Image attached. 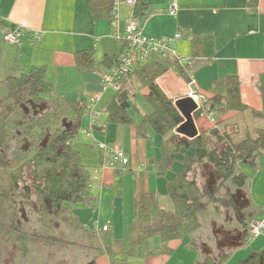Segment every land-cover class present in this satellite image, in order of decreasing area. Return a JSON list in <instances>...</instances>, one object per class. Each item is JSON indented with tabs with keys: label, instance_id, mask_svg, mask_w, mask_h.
<instances>
[{
	"label": "trees",
	"instance_id": "1",
	"mask_svg": "<svg viewBox=\"0 0 264 264\" xmlns=\"http://www.w3.org/2000/svg\"><path fill=\"white\" fill-rule=\"evenodd\" d=\"M88 7L93 18L108 21L112 31L114 0H88ZM149 10L147 0H135L131 20L140 21L149 15ZM3 29L1 26V31ZM180 33L184 37L185 33ZM186 35L191 37L189 58L150 53L122 77L118 90L101 110L105 115L103 124H133L136 137H146V127H149L161 138L160 156L154 160L159 174L165 176L174 161L181 166L165 180L169 208L158 202L156 191L139 193L121 251L113 249L108 229L87 232L90 237L97 238L109 264L130 263L136 258L139 247L155 237L159 245L146 255L167 254L170 252V241L184 238L191 247H195L192 235L203 226V216L208 212L215 194L227 185L242 188L248 184V175L243 168L256 169L260 157L264 155V128L254 127L251 123L254 119L264 120V111L254 110L242 103L238 78L234 75H225L212 82V85L224 90L223 94L201 93L205 100L193 117L195 120L203 113L208 115L214 121L210 127L199 131L192 139L173 131L180 124L181 116L172 100L156 83L157 77L171 69L190 83V61L198 57L208 60L214 56L210 33ZM123 43L118 54H105L99 62L94 61L92 50L78 51L74 56L75 65L80 71L95 70L100 65L108 71L117 66L126 46ZM126 78L137 83L139 89H146L143 100L149 112L142 116L139 123H134L129 115L130 101L135 94L126 86ZM7 83L18 96V103L11 109L0 110V206L3 200L13 201L14 196L34 199L39 225L52 228L54 221L59 220L71 230H84L83 223L73 211L75 204L89 202V185L92 182V175L76 148L84 107L54 93L53 84L45 78L44 66H31L25 71L11 73ZM26 101H30L31 106L45 105L43 113L33 115L28 107L23 110L20 104ZM65 107L72 112V119L66 114L68 111H63ZM229 112L236 114L234 122L223 118ZM61 113L65 114L67 122L57 121ZM239 118L249 124L242 126ZM103 124L94 123L91 128L100 132ZM202 164H207L214 176L215 187L211 192L197 181V168ZM18 235L22 236L21 233ZM50 239L64 242L56 236ZM227 258L228 254L222 253L217 258L206 256L196 259L193 264H224ZM84 264H95L94 257ZM234 264H264V251L253 250Z\"/></svg>",
	"mask_w": 264,
	"mask_h": 264
},
{
	"label": "crops",
	"instance_id": "2",
	"mask_svg": "<svg viewBox=\"0 0 264 264\" xmlns=\"http://www.w3.org/2000/svg\"><path fill=\"white\" fill-rule=\"evenodd\" d=\"M147 1L149 15L136 22L138 27L144 35L156 40L184 32V37H180L174 44L175 56L183 59L191 56V37L186 34L212 35L214 56L208 60L194 58L189 63L195 91L221 95L224 90L212 85V82L225 75H234L238 78L242 103L254 110L264 111V0H177V10L173 16L165 13L168 0ZM131 10L132 5L123 2L114 5L113 29L110 31L108 21L93 18L88 0H0V20L4 27L2 31L0 29V38L5 30L13 27L39 33L37 42L25 40L20 45H13L16 54L13 57L14 67L10 71L16 73L31 66H44L45 78L53 84L54 93L84 107L91 96L101 91L100 77L106 68L100 65L95 70L80 71L74 62L75 53L92 50L96 62L101 61L105 54H118L124 45L123 30L132 19ZM156 83L172 102L188 95L190 91L188 83L171 69L157 77ZM125 84L135 94L130 101L132 107L129 115L134 123H139L149 110L145 111L143 106L138 105L136 98L140 95L144 102L146 89H139L131 78H126ZM113 93L110 89L100 93V110ZM68 117L73 118L71 111ZM210 118L203 113L194 120L198 132L212 125ZM104 119L105 115L102 113L98 123L103 124ZM81 123L77 144L80 145L79 138L85 136L82 147H91L97 155L82 153L83 149L80 150L76 144L93 179L89 185V202L75 204L73 211L84 225V230H80L82 235L89 230L98 231L102 226H107L109 241L113 249L119 252L139 193L156 191L159 177H165L158 173L154 162L160 156L161 138L149 127H146V137H136L133 124L104 123L101 131H96L97 138L90 143L85 138L91 139L92 132L94 134L95 131L89 128V116L86 112L83 113ZM251 123L254 127L264 128L262 119H254ZM97 139L122 147L129 158V167L123 170L109 166L107 158L95 149L93 143ZM135 166H140V170L132 171ZM243 170L249 179L250 210L253 206L258 210L255 209V212L242 221L244 231L234 229L231 232L233 240L241 239L237 250L221 244L218 249L211 250L204 256L217 258L220 254L227 253L228 258L224 264H234L253 250L264 251V233L256 238H251L247 233V223L261 216L264 211V155L260 157L256 169ZM197 181L200 184L198 179ZM212 184L215 185L214 179ZM84 238L86 239L85 236ZM90 238L92 241L88 243L79 239L68 242L67 238H62L64 242L60 243L64 251L68 252V256H73L67 264H80L82 255L90 259L94 257L95 264H109L106 255L99 248L97 238ZM153 239L142 244L136 258L127 264H193L196 259L202 258L196 245L191 247L185 238L170 241V252L167 254L146 255L159 245L158 238L156 242H151ZM226 241H229L227 236ZM74 249L78 253L74 254ZM61 259L54 258V264H65Z\"/></svg>",
	"mask_w": 264,
	"mask_h": 264
},
{
	"label": "rangeland",
	"instance_id": "3",
	"mask_svg": "<svg viewBox=\"0 0 264 264\" xmlns=\"http://www.w3.org/2000/svg\"><path fill=\"white\" fill-rule=\"evenodd\" d=\"M15 50L16 48L13 45L4 42L3 39L0 38V110L2 111L11 109L16 103H18V96L12 91L7 83L8 76L12 73L10 70L14 67L13 57L16 54ZM188 85H190V83H188ZM136 99L138 105L141 107L143 106L145 111L149 110L147 105L142 102V97H140V95L137 96ZM20 107L23 110L27 109V107L28 109L31 108L30 110L32 114L38 115L43 113L45 105L31 106L30 101H26L21 103ZM63 111H68L66 114L70 112L66 107ZM230 113H232V115H229ZM235 115L234 112H229L225 115L226 117H223L226 118L227 121L234 122ZM59 117L60 118L57 119V121L67 122L66 118H64L65 114L63 115L61 113ZM210 119L213 124V118ZM238 120L241 125L244 123H246V125L249 124V122L243 118H239ZM90 127L91 124L89 128ZM96 133V131L94 134L92 132L91 139H85L92 143L93 140L97 138L98 134ZM83 137L85 136L79 138L80 145L77 144V146H79L80 150L83 149L82 153L87 152V154H93L94 152L91 147H82V141H84ZM180 167L179 162L174 161L170 172L165 174V177L163 178L159 177V181L156 183L157 186L155 189L158 195V202L164 204L168 208L170 207V199L166 195L165 180L172 176L173 172L176 171L175 169ZM197 170L196 177L200 181V184L205 186L211 192L215 185L212 184L214 177L210 173L209 166L203 164ZM248 194V184L242 188L227 185L215 194L213 197L214 200L210 203V207L208 208V212L203 216V226L192 235V239L196 243L198 249L196 250L200 257L204 258L206 253L218 249L221 244H227L229 249L234 251L237 250L239 245H241V239L233 240L230 234L234 229L244 231L242 221L246 220L253 212H255V209L258 210L256 206H253L252 210H250ZM1 204L0 264H54V258H62L60 261L67 264L70 263L73 256H68V252L64 251L61 243L51 240V236H56L61 239L67 238L68 242H71V240L78 241V239L79 241H85L86 243L92 241L89 234L82 235L80 231L71 230L59 220L54 221L52 228H45L39 225L36 219L38 209L34 199L28 200L14 196L13 201L8 202L3 200ZM19 232L22 236L18 235L20 234ZM226 236L229 239L228 242L226 241ZM33 238H36V240ZM207 238H209V240H207ZM156 240L157 238L155 237L151 242H156ZM74 252V254H76L77 249H74ZM81 258L82 259L79 260L80 264H84L90 260L88 256L85 258V256L82 255Z\"/></svg>",
	"mask_w": 264,
	"mask_h": 264
},
{
	"label": "built area",
	"instance_id": "4",
	"mask_svg": "<svg viewBox=\"0 0 264 264\" xmlns=\"http://www.w3.org/2000/svg\"><path fill=\"white\" fill-rule=\"evenodd\" d=\"M135 0H114L116 6L119 2L132 5ZM177 10V0H168L165 13L173 16ZM181 37L180 33H175L170 38L156 40L143 34L137 23L129 20L123 30L122 40L126 46L119 56L117 66L103 72L100 77L101 91L91 96L84 105V110L89 116L90 124L98 123L102 111L98 108V103L102 91L110 89L115 92L120 86L121 79L126 75L133 66L145 60L152 52L169 53L174 55V44ZM4 42L10 45H20L25 40L36 42L39 39L38 32H30L20 27H13L4 31L2 35ZM190 91L188 95L193 98L195 103L200 107L205 100L203 94H199L194 89V81L190 82ZM95 147L100 150L105 158H107L109 166L119 167L126 170L129 167V158L122 147L113 146L103 141H95ZM140 166H135L132 171H139ZM93 179V178H92ZM97 227V226H96ZM101 230H107V226H102ZM247 233L251 238H256L264 233V211L258 218L251 219L247 223Z\"/></svg>",
	"mask_w": 264,
	"mask_h": 264
},
{
	"label": "water",
	"instance_id": "5",
	"mask_svg": "<svg viewBox=\"0 0 264 264\" xmlns=\"http://www.w3.org/2000/svg\"><path fill=\"white\" fill-rule=\"evenodd\" d=\"M173 105L181 116L180 124L173 131L187 139L195 138L199 132L196 128L193 114L199 109V106L189 95L174 100Z\"/></svg>",
	"mask_w": 264,
	"mask_h": 264
}]
</instances>
